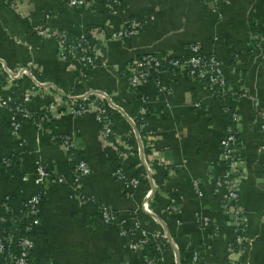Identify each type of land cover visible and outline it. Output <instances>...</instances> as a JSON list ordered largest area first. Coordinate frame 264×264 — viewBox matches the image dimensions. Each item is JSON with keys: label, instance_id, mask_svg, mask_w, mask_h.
Wrapping results in <instances>:
<instances>
[{"label": "crops", "instance_id": "obj_1", "mask_svg": "<svg viewBox=\"0 0 264 264\" xmlns=\"http://www.w3.org/2000/svg\"><path fill=\"white\" fill-rule=\"evenodd\" d=\"M15 1L20 9L23 6L28 10L32 21L25 23L19 8L15 10L6 0H0V59L14 70L34 63L40 71L39 79L66 96L102 90L111 96L115 105L131 111L127 105L131 101L129 83L117 72V67L143 54L170 52L186 56L191 44H200L205 54H215L223 62L231 85L249 96L238 103L246 162L252 165V177L244 187L243 204L255 212L251 215L250 233L258 236L257 214L264 212V187L255 180L264 168L263 155L258 154L263 143L258 113L264 114V49L259 44L264 39V0H227L228 3L219 7L221 16L213 13L204 0H119L117 14L101 2L96 4L94 12L88 8L71 10L67 0ZM46 11L51 14L49 23L53 28L75 34L89 25L120 29L130 17L140 23L141 29L129 43H101L99 50L106 67L103 63L84 77L78 64L59 58L55 41H40L33 35L34 24L45 22ZM28 39L31 51L27 50ZM0 77L5 78L1 70ZM158 79L160 86L167 87V93L163 88L157 91L153 82L142 88L149 96L151 131L142 141L147 162L155 161L148 181L136 159L130 156L121 160L122 149L104 144L100 124L92 111L75 118L65 105L54 112V124L50 128L40 130L32 121H23L14 135L10 116L0 110V213L2 202L8 196L12 207L18 210L25 197L39 193L42 188L45 193L41 224L32 232L35 248L30 264H144L157 252L152 244L137 251L130 249L132 241L143 239L141 231L131 234L129 225L133 221L139 222L150 236L157 235L162 240L164 247L159 264H194L195 252L199 254V264H224L226 258L238 259L228 253L234 238L228 228L222 227L215 235L212 232L215 227L202 229L197 222L199 212L209 210L215 217L213 224L222 220V201L214 194L211 181L225 168L219 163L220 143L231 124V115L224 110L227 104L231 105V98L212 97L186 73L177 76L161 73ZM24 84V87L29 85ZM44 93V97L32 98L30 110L38 112L44 106L53 105L56 91L48 88ZM3 96H7L6 90ZM112 116L115 131L132 147H141L131 122L124 116L118 117L115 111ZM52 135L72 138L76 153L91 167V174L79 187L69 168L70 157L60 143L51 140ZM7 155L17 156L21 165L13 163L11 169L2 165L1 159ZM38 161L54 177H63L64 181H49L42 188L36 185ZM177 166L181 169L173 174L171 170ZM119 169L125 174V181L115 177ZM137 172L140 177L135 176ZM131 178H139L140 185L131 187ZM194 179L200 180L204 199L200 200L193 192L191 181ZM151 181L156 195L150 207L165 223V231L142 207L152 187ZM78 195L93 203L84 205L82 196ZM174 201L179 205V213L175 212ZM101 206L121 220L103 224L98 216ZM126 220L129 225L125 224L127 235L124 236L121 225ZM165 234L175 242L177 251L164 238ZM249 241L250 236L248 245ZM262 250V242L257 239L254 258L250 261L245 255L244 264H264Z\"/></svg>", "mask_w": 264, "mask_h": 264}, {"label": "built area", "instance_id": "obj_2", "mask_svg": "<svg viewBox=\"0 0 264 264\" xmlns=\"http://www.w3.org/2000/svg\"><path fill=\"white\" fill-rule=\"evenodd\" d=\"M6 1L15 10L18 8L20 9V6L18 7V3H16L15 0ZM101 1V3H103L110 12L114 14L118 13L117 9L121 5V2L119 0ZM204 1L210 6L213 13L220 16V5L223 3H228L227 0ZM66 2L68 8L71 10H82L84 8H88L95 12L96 10L94 7L99 2V0H67ZM49 15L50 16L46 17L47 20H45L44 22L46 24L44 25L43 29H41L40 32L37 33L38 36H42L41 38L53 39L57 41L58 56L61 60L66 62V57H70L72 59V62L75 64L84 62L91 65L93 64L94 68L98 67L97 61L99 58L97 55V51L95 50V47L97 45L100 44L102 46V44L105 45L109 41H118L124 44L129 43L128 40H132L140 32L141 29L140 23L137 22L135 18L127 20L120 29H115L111 26L94 25V27L90 30L85 29L84 31L77 33L76 35L78 36V42L74 43L68 40L67 34L65 33L72 31L53 28L49 23L51 14L49 13ZM34 30L37 32L39 29L35 28ZM260 41L259 44L264 49V39ZM94 42L96 43V45L94 44ZM187 50L188 55L182 57L175 56L172 53L167 52L169 55L179 58L169 62V64L174 69L179 70L181 73H186L196 83H198V81L200 80H205L208 84L205 89L212 97L222 100H228L231 98V96H234V93L228 92V90H226L227 84H230V82L226 78L223 62L217 56H215L214 54H205L200 44H191L188 46ZM78 51H81L85 55H83L81 58H78ZM154 54L159 53L148 54L147 56H144L142 60H134L133 65L128 68L130 74V78L128 79L129 87L142 89L147 83L153 82L152 76L158 77V75H160L161 73H167L164 71H160L159 68L161 66V61ZM104 65L106 64L104 63ZM0 70L5 75V78H0H3L6 82V85L3 88V92L5 90L7 91V96H3V92L2 95H0V109L9 108V110L13 111V116L10 118L14 135H17V133L19 132L20 128L22 127L23 121H32L40 130H45L46 128L48 129V124H54V112L57 110V108H64L65 105L70 108V112L75 118L82 117L86 112L92 111L96 113L97 121L100 124L101 128V137L104 144L110 147H118L119 149H122L120 156L123 159H126L130 156L136 157L137 154V158L143 162L146 169V174H143L144 178L147 181L151 179L150 174L152 172V163L154 160L151 162H147L144 152V146L139 147L137 152H130L131 148L128 141L122 140L121 136H119L115 131V123L111 111H115L116 113L121 114L126 119L128 116L130 118L129 121L132 122L136 127L135 121L129 113V115H127L126 111L113 103L109 94L92 89L84 95L66 96L62 92L57 91L56 87L49 85L48 83L43 82L41 79H39L40 71L34 63L20 66L19 68L14 70L12 68H9L5 64L3 59H0ZM26 82L29 83V85H27V87H24V83ZM21 83L23 85H20ZM229 84L228 86L230 87ZM158 86L160 87V89L163 88L162 86H160L159 82ZM19 87L22 88L24 92L21 93L19 91ZM48 88L56 91V97L53 99L52 106H44L38 111H44V115L40 122L36 123L33 120L32 114L38 112L30 110L29 103L32 101L33 97H38L40 95L44 97V91ZM163 90L165 93L168 92L167 87H164ZM240 92V100L242 98L249 97L248 93L244 90H240ZM148 98L145 100L146 107L140 110V114L142 116H150ZM108 108L111 109V111H108ZM224 110L231 115V122L241 121V115L238 114L230 104H227ZM258 115L260 116V131L264 137V114L258 113ZM141 128H149L148 122L146 121L144 124H142ZM147 132L148 134L143 135L140 130H134L135 135L138 137L141 143L142 139H145L146 137L151 135L150 129H148ZM56 139L62 140L61 146L70 157V160H73L74 156L71 151H76V148L72 138L67 135H52L51 140L53 142H56ZM239 142H242L241 135L237 138L235 133L232 131L231 126H227L220 143V145L222 146L221 156L225 162L224 175H226V179L228 180L224 185L225 187H222V189L225 190V196L222 201V206L224 212H226L228 215L230 221L229 225H233L235 227L234 238H236L237 240L239 249L235 250L232 247L231 242L228 250L231 258L233 256L238 257V259L235 261H239V259L243 256L245 257V252L248 248V246L244 247V238L237 235V233L241 232L243 235V233L247 232L248 230L250 231L249 225L246 222L244 209L239 206L241 199V185L243 181H246L243 176L247 163L246 160L242 159L240 155L237 154L234 150V146ZM149 149L152 152L150 146ZM259 154L264 156V141L263 146L259 149ZM9 156L10 155H7L1 159V164L7 168H10L13 165V162L8 158ZM176 168L177 169L171 170L173 174L176 173V170L181 169V167L179 168V166H177ZM90 174L91 167L89 166V164L85 160H80L76 165V168L73 170V178L76 186L79 187L80 183H82V181ZM114 175L119 180H126L125 174L121 169L117 170ZM230 176H233V178L228 179L230 178ZM49 181L54 183H61L64 181V179L60 176L54 177L53 173L42 162L38 161L36 163L35 184L42 188ZM140 183L141 180L139 178H131L129 185L135 188L138 187ZM196 188L198 190L197 194L202 197V188H199L198 184H196ZM155 195L156 187L152 182V187L147 191L142 207L147 215L151 216L154 221L160 225L162 230L165 231V223L160 217L155 215L152 208L150 207V204L154 200ZM79 196L81 197L82 195H78V197ZM44 199V195H42L40 192L25 197L18 210H15L12 207L11 199L9 196L4 199L1 205L0 213V264L31 263V256L35 248V242L32 237V232L35 227L41 224L40 212ZM80 199L83 201L84 205L93 203L90 199H86L84 196H82ZM98 216L103 224H116L121 220L118 219V217L111 210L104 206L98 208ZM205 221L206 222L202 224V227L206 228L209 226L210 220L206 219ZM122 222L123 224L121 225V234L125 236L127 235L125 224L129 225V221L126 220ZM129 226L132 227L131 234L141 231L143 237L141 241H132L130 243V249L133 251H137L138 249L151 244V239H154V241L158 243L155 250L157 253L155 257L147 260L144 264H159L162 260L161 255L164 247L159 236H150L148 233L142 230V226L139 222L133 221V225ZM18 231H21V233H18ZM164 238L166 240H170V244L172 245V247L176 251L178 250L177 245L175 244V242H173L172 239L168 237V235L165 234ZM14 245L17 246V250H13L12 246ZM175 258L177 260L176 253ZM199 260V254L195 252L193 254L194 264H199ZM229 260L234 261L230 258Z\"/></svg>", "mask_w": 264, "mask_h": 264}, {"label": "trees", "instance_id": "obj_3", "mask_svg": "<svg viewBox=\"0 0 264 264\" xmlns=\"http://www.w3.org/2000/svg\"><path fill=\"white\" fill-rule=\"evenodd\" d=\"M130 19H132L131 17H130ZM94 26L93 25H89V27H88V29L90 30V29H92ZM66 34H67V38H68V40L70 41V42H74V43H76V42H78V36L75 34V33H73V32H65ZM129 41H131V40H128V42ZM83 55H85V54H83L81 51H78L77 52V56H78V58H81ZM148 54H143V55H139V56H137L135 59H137V60H142L143 59V57L144 56H147ZM156 57H158L159 59H160V61H161V66H160V71H164V72H167L168 74H170V75H172V76H177V75H179V73H181L179 70H176V69H174L170 64H169V62H171V61H174V60H176V59H179V58H177V57H173V56H171V55H169L167 52H160L159 54H154ZM135 59H133L132 61H129L126 65H123V66H119V67H117V70H118V72H120V73H122V75L128 80L129 78H130V74H129V71H128V68L129 67H131L132 65H133V63H134V60ZM66 62H72V59L70 58V57H66ZM78 64V66L80 67V69L81 70H84L86 73H87V76H88V72H90V71H93V69H94V65L92 64H87V63H84V62H79V63H77ZM234 64H236V61H235V59H234ZM245 75V73H242V76H244ZM152 81L155 83V84H157L156 85V89H157V91H159L160 90V87L158 86V82H159V80H158V77L157 76H152ZM237 83H238V81H237ZM198 84L200 85V86H204V87H207L208 86V84L206 83V81L205 80H200V81H198ZM229 84V83H228ZM228 84H227V87H226V90H228V92H232V93H234V96H231V107L234 109V110H236L237 111V113L238 114H240L239 113V109H238V103H239V100H240V90H239V88H236L234 85H231V83L229 84L230 85V87L228 86ZM6 85V82H5V80L3 79V78H0V95H2V92H3V88H4V86ZM20 85H23L22 83L20 84ZM233 87V88H232ZM19 91L22 93V92H24L23 91V89L22 88H20L19 87ZM129 93H130V96H131V101L130 102H128L127 103V105L131 108V111H129V108L126 110V111H128L129 112V114H130V116L133 118V120L135 121V124H136V128L138 129V130H140L141 132H142V134L143 135H146V134H148V129L149 128H144V129H142L141 128V126H142V124H144L146 121L149 123V116H142L141 114H140V110L142 109V108H145L146 107V103H145V100L149 97L148 96V94L145 92V91H143L142 89H139V88H135V87H129ZM126 105V107H128ZM87 106V105H86ZM1 111H3L6 115H8V116H10V117H12L13 116V111H11V110H9V108H1L0 109ZM33 115V120L36 122V123H39L40 122V120L43 118V115H44V111H40V112H38V113H33L32 114ZM118 117H121L122 118V115H119ZM258 117L260 118V116L258 115ZM51 125L52 124H48V128H50L51 127ZM230 126H231V129H232V131L235 133V135H236V137L238 138V137H240V135H241V121H239V122H235V121H233V122H231V124H230ZM119 135V134H118ZM119 136H121V135H119ZM121 138H122V140H124V141H127L126 139H125V137H123V136H121ZM56 142L57 143H62V140L61 139H56ZM234 150H235V152L237 153V154H239L240 155V157L242 158V159H244V160H246V157H245V152H244V145H243V143L242 142H239L238 144H236L235 146H234ZM220 151H222V146L220 145ZM149 152H151V150L149 149ZM71 153L73 154V156H74V158H73V160H70V163H69V168L71 169V170H74L75 168H76V165L78 164V162L80 161V160H82L79 156H78V154L76 153V151L75 150H73V151H71ZM13 163H16L15 165L16 166H20L21 165V163H20V161H19V159H18V157L17 156H14V157H12V156H9L8 157ZM136 158H137V154H136ZM121 160H123V158L121 157ZM155 162V161H154ZM153 162V163H154ZM156 164V163H155ZM12 167H10L9 169H11ZM140 173L139 172H137L136 173V177H140ZM245 185H246V181H243V183H242V185H241V199H240V203H239V206L241 207V208H245L244 207V204H243V199H244V187H245ZM42 195H44V197H45V193H44V191L41 189L40 191H39ZM213 228V227H212ZM214 229V228H213ZM212 229V232H214V230ZM18 233H21V231H18ZM237 235H239V236H241L242 238H244V247H247L248 246V240H249V236H250V231L248 230L247 232H245V233H243V235H242V233L240 232V233H237ZM152 245V247H154V249L156 250V246L158 245V243L156 242L155 243V241H153L152 243H151ZM238 243H237V240H236V238H234L233 240H232V247L235 249V250H237V249H239L238 248ZM12 248H13V250H17V246L16 245H14V246H12ZM224 264H244V256L243 257H241L240 259H239V261H231V260H229V258L227 259H225V261H224Z\"/></svg>", "mask_w": 264, "mask_h": 264}, {"label": "rangeland", "instance_id": "obj_4", "mask_svg": "<svg viewBox=\"0 0 264 264\" xmlns=\"http://www.w3.org/2000/svg\"><path fill=\"white\" fill-rule=\"evenodd\" d=\"M99 2H102L101 0H99ZM21 11L23 12V21L25 22V23H30L31 21H32V18H30L29 16H28V10L27 9H25L23 6H22V9H21ZM48 12V13H47ZM47 16H50L49 15V11H46V13H44V17H43V19L44 20H47ZM46 23H39V25H36V24H34V26H33V35L35 36V37H37L40 41H48V40H53V39H45V38H41L42 36H38V32H40V30L41 29H43V27H44V25H45ZM38 26V27H37ZM41 26H42V28H41ZM35 28H37V29H39L37 32L34 30ZM26 41V40H25ZM53 41H55L56 42V44H57V41L56 40H53ZM26 43H28L27 45H28V47H27V50H29V51H31V47H30V43H31V41L28 39L27 40V42ZM94 44L96 45V43L94 42ZM58 45V44H57ZM101 48V45L99 44V45H97L96 47H95V50L97 51V55H98V61H99V65H98V67H100V66H102L103 65V63H104V58L102 57L103 55H102V53L99 51V49ZM58 49V48H57ZM98 51H99V53H98ZM58 52V51H57ZM215 55V54H214ZM216 56V55H215ZM106 64V63H105ZM25 66V65H24ZM104 67H106V65L104 66ZM81 73L84 75V77H87L86 76V72L85 71H81ZM99 91H102V90H99ZM102 92H104V91H102ZM106 93V92H105ZM108 94V93H107ZM110 98H111V96H110ZM128 109V108H127ZM108 111H111V109H109L108 108ZM113 112L114 111H111V113H112V115H113ZM127 113H129L128 111H126ZM118 115H121V114H118ZM115 123V122H114ZM261 132V131H260ZM262 134V133H261ZM263 136V135H262ZM263 141H264V137H263ZM143 142L144 141H142V147H143ZM129 146H130V148H131V153H134V152H137L138 151V149H139V147H132L131 145H130V143H129ZM263 146V143L261 144V146H260V148ZM259 148V149H260ZM259 149H258V154H259ZM260 155V154H259ZM134 159H136L137 161H138V165H139V167H140V169L142 170V172L143 173H145L146 174V169H145V166H144V164H143V162L140 160V159H138V158H136V157H134V156H132ZM219 163H221L223 166H225V162H224V160H223V158H222V156H221V154H220V157H219ZM215 163H213V167L215 166L214 165ZM262 165H264V156H263V162H262ZM259 167V166H258ZM264 169V168H263ZM262 168H261V173H260V175L258 176V177H255V180H256V182H258V183H261L262 185H263V187H264V170H263ZM224 172H225V168H224V170H223V172L220 174V175H217L216 177H214V178H212V181H211V184H212V189H213V191H214V194L216 195V196H219L220 197V199H221V201H223V199H224V196H225V190L224 189H222V187L227 183V179H226V175H224ZM247 181H249L250 180V178L252 177V165H251V163H249V162H247L246 163V166H245V170H244V176H243ZM233 178V176H230V178H228V179H232ZM196 184H198V187L200 188L201 187V182H200V180L199 179H194V180H192L191 181V187H192V190H193V192L194 193H196V195L198 196V198L201 200V199H204V197H205V193L203 192V190H201L202 192H203V196L202 197H200L198 194H197V188H196ZM225 187V186H224ZM173 204V207H174V209H176V213H179V211H180V209H179V205H178V203H175V201H174V203H172ZM222 220H220L217 224H213V222H214V219H215V217H213L212 215H211V213H212V211H207V212H205V211H200L199 212V214H198V219H197V222L200 224V227L202 228V229H204L205 227H202V224H204L206 221V219H209L210 220V223H209V226L208 227H206V228H212V227H215V230H214V234L215 235H217L219 232H220V230H221V228L222 227H224V228H228L230 231H231V234H233V236H234V232H235V227L233 226V225H229V218H228V215H227V213L226 212H224V210H223V206H222ZM244 212H245V216H246V222H247V224L249 225V229H250V231L252 232V224H251V215H253V214H255V212H253V211H249L248 209H246V208H244ZM257 218H258V220H260V232H259V234H258V236H256V237H254L255 235L254 234H252V236H251V233H250V246L248 245V248L246 249V252H245V255H248V259L251 261V259L252 258H254V253H253V247H254V244H255V241L257 240V239H260L261 240V242H262V254H263V257H264V212L262 213V214H260V215H258L257 214ZM167 227L165 226V229H166ZM253 238V241L251 240L252 238ZM255 252V251H254Z\"/></svg>", "mask_w": 264, "mask_h": 264}, {"label": "water", "instance_id": "obj_5", "mask_svg": "<svg viewBox=\"0 0 264 264\" xmlns=\"http://www.w3.org/2000/svg\"><path fill=\"white\" fill-rule=\"evenodd\" d=\"M127 119L130 120V118L128 116H127ZM131 124L133 125L134 130L137 131L135 125L132 122H131Z\"/></svg>", "mask_w": 264, "mask_h": 264}]
</instances>
